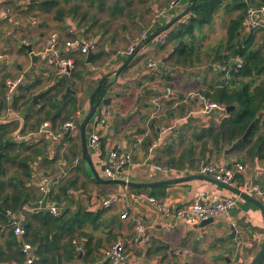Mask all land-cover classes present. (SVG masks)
Here are the masks:
<instances>
[{"label":"crops","instance_id":"0c3cea01","mask_svg":"<svg viewBox=\"0 0 264 264\" xmlns=\"http://www.w3.org/2000/svg\"><path fill=\"white\" fill-rule=\"evenodd\" d=\"M49 1L58 5L54 10L61 8L68 11L72 7H77L78 10L74 15L66 14L61 21H56L55 11L40 10V7ZM89 1L0 0V13L4 10L9 14V19L0 18V54L2 55L0 60V122L9 125L11 129L14 128L9 138L19 145L11 153L12 160L11 165H8L7 178L18 177V180L25 184L28 193V197L24 199L27 202L23 206L21 203L18 213L11 215L9 212H4L6 216H9L8 226L12 229V221L17 220L24 226L28 221L34 227H40L35 220L31 221L38 210L30 208L41 196L38 190L40 175L51 178L52 184L49 187L47 203L60 209V215L57 217H65L68 223L74 221V218L79 215L81 218V214H90L83 220L85 222L83 225L80 224L79 219L73 223L72 227L55 231L53 234L57 238L55 243L50 241L49 234L40 235V246L33 245L34 236L31 234L27 237L25 234L22 240L13 234L17 245H11L9 244L8 227L6 225L0 227V264H26V257L22 252V241L32 244L29 254L38 264H110L104 258L105 252L117 240L127 242L128 262L126 264H166L172 260L177 261V258H173L174 250L189 248V244L192 243L196 244L192 248L194 253L201 249L202 254L207 246H210L209 252L217 253V256L214 259H208L206 264H228L221 257L229 258L233 264H249L259 251L263 239L262 214L254 205L240 200L235 208L216 217L212 223L203 227L198 226L199 223L193 227H187L175 222L172 218L163 217L140 197V194L148 196L151 189L157 186L145 189L127 188L98 182V180H110L106 177L103 168L107 166L108 154L113 149L130 155L129 164L116 179L133 183H153L200 174V166L206 164L209 156L201 160L198 169H195L197 160L193 161V154H195L194 158L197 154L199 155L198 143L194 146L192 160H185L186 163L181 170L177 169V160L186 150L191 152L188 148L195 130L199 131L200 128L207 127L211 123L219 124L227 114L213 112L205 117L199 114L202 108L200 99H186L187 92L191 91V88L194 86H197V89L202 88L205 82L213 81V77L206 79L203 76L204 68L200 67L196 70L197 83L191 85L189 74L192 72H184L179 67L169 70L173 62L170 58L172 47L169 44L162 49L154 42L148 43L138 52L128 67L116 76V71L125 61L122 58H114V52L119 48L109 47L108 42L104 46L101 45L100 38L102 39L101 35L104 34L103 29H98L92 21L82 20L80 21L82 24L77 21V17L83 13L85 15L87 10L95 11L93 7H90L95 4L91 5ZM103 1L105 3L107 0ZM188 1L179 0L175 6L169 7L159 16L158 11L167 8L170 4H166V0L145 4L138 2L139 7L136 6V8L134 7L135 0H131L130 6H125L123 0H116L114 4L116 8L125 6L122 13L121 10L116 9L114 15V17H118L119 14L121 16V49H125L141 33L146 32L149 38L169 25L174 17L186 9ZM87 14L90 17L89 12ZM219 16L220 12L216 17L219 18ZM216 24L217 19L215 18L212 25L201 29L200 32L203 33H199L200 37L206 40L208 36H211ZM174 25L175 23L164 32L168 34ZM71 29L73 33H70ZM92 29H98L101 37L93 40H97L96 42L102 47L98 45V50L94 52L91 62L87 63V54L67 51L64 48V41L69 35L73 38L82 37L79 32ZM54 32L59 36L60 50L63 54H72L78 62L75 69L76 73L80 74L73 79V85H70L71 94L77 100L76 110L71 117L76 111L80 113L78 129L74 134H63L64 121L55 122L50 131L55 135L63 134L58 138L49 137L41 131V125L38 130L30 129L29 125L34 122V117L32 112H28L29 107L16 113L13 107L14 102H11L12 97L14 101L17 99L19 89H28L27 85L32 84L31 87H34L36 91L39 90L38 93L42 96L44 91L55 84L57 77L54 68L47 65L45 56L41 54L45 40ZM23 42L26 45H32V54L35 58L26 52ZM154 55L161 56L159 61L161 70L155 72L146 67V61ZM82 60L85 62V67L80 64ZM109 60H113L112 67L100 70V72L91 69L101 67ZM101 61L104 62L101 64ZM104 75L110 77L111 86L103 99L110 98L111 104L103 106L99 102L94 116H99L104 123H97L92 117L86 127V139L88 140V137L96 132L100 135L101 146V153L97 154L87 144L90 159L88 163L82 156L80 125L91 107L90 100L92 98L93 101L94 92L100 88V81ZM165 75L172 77L171 82L166 80ZM18 76L23 77L22 84L11 99L6 100L7 90L2 82ZM180 79L185 80L183 85H178ZM176 85L179 87L175 88ZM167 89L171 95L158 103L155 102V98L163 95ZM35 105L39 106V104ZM27 117L30 118L28 122ZM151 122L153 123L150 128ZM188 129L194 131L190 133ZM158 138L160 139L159 146L150 153V144ZM146 139L149 142L145 141ZM227 158L228 160L224 158L222 152L221 158L216 163L239 164L245 167L244 172L236 175L232 187L242 190L247 188L250 182L261 185L264 183V177H255V173L264 170V158L251 159L246 148L231 152ZM211 160L213 162V157ZM191 162L193 163L190 164ZM151 166H158L162 170L151 171ZM94 173L98 175L97 181L94 179ZM165 186L163 199L174 207L202 200L219 201L233 195L204 180ZM62 189H65L63 194H61ZM57 194H59L58 198ZM111 194H118L121 197L119 203L109 209L101 208L100 202ZM255 198L264 204V196ZM124 213L127 217L121 219L120 215ZM137 224L145 226L149 238L147 242L140 236L138 241H132L137 236L135 230ZM231 228L236 231L237 237L222 241L221 239L231 233ZM87 239L90 240V244L85 253ZM36 257L38 260H35ZM178 259L183 264H195L194 257L190 261L182 257ZM261 264H264V258Z\"/></svg>","mask_w":264,"mask_h":264},{"label":"trees","instance_id":"16d2710c","mask_svg":"<svg viewBox=\"0 0 264 264\" xmlns=\"http://www.w3.org/2000/svg\"><path fill=\"white\" fill-rule=\"evenodd\" d=\"M125 6L131 5V0H123ZM174 0H166V4L172 3ZM90 4H95L99 11L103 10V2L90 0ZM140 4L158 2V0H138ZM98 4V5H97ZM264 5V0H195L192 4L186 18L176 22L174 28L167 34L166 43L160 48L164 49L166 44H170L172 52L170 58L173 59L172 66L174 68H200L195 67L200 62V57L204 55L207 58V72L212 73L213 81L203 84L197 93L205 97L211 102L218 103L225 108L233 106L234 110L224 116L219 124L211 123L207 127L195 130L194 135L189 143V152L185 151L178 160L177 169L181 170L185 165V160H192V152L195 149L196 143L199 144V160L209 159L206 161H218L221 158L225 148L230 147L235 141L241 138L246 130L253 125L251 133L244 143L235 150L247 149V154L251 159L260 160L264 158V37L260 43L255 40L256 33L262 32L264 28L252 31L245 28V20L249 7H258ZM58 6L54 2H48L41 6L43 12L55 11L54 19L61 21L65 15H74L78 8L72 7L65 11L61 8L55 9ZM124 6V7H125ZM123 6L116 9L122 10ZM230 16L225 28V37L222 43L216 46L203 49L197 43V33L204 26L213 24L215 16L218 12ZM116 14L113 13V16ZM80 29V28H79ZM69 38L73 36L69 35ZM98 45V42H97ZM63 54V51H61ZM64 55V54H63ZM72 57V54H66ZM236 59L241 60L242 65L235 68ZM76 65L78 62L73 58ZM85 67L84 60L80 63ZM228 72V74H227ZM80 74L76 73V69L70 74L69 78L71 85L73 79ZM109 76H103L100 81V88L94 92L93 103H99L107 94L111 86ZM263 78V79H262ZM170 81L171 79L166 78ZM5 82V81H4ZM3 87L5 84L2 82ZM67 83L64 78H56L55 84L42 93L45 104L42 106L35 105L32 101L29 102V111L32 112L34 122L30 123L29 128L38 130L43 122L49 123V129L55 122H65L76 110L77 100L71 93L65 94ZM14 101L12 97L11 102ZM10 102V103H11ZM260 114V117L258 115ZM27 117V122H28ZM151 122V126L152 127ZM9 125L0 122V227L7 226L9 229L8 238L9 244L17 245V241L13 236L12 229L9 228V216L4 212H9L11 215L18 213L22 201L28 197L25 184L18 180V177L7 178L8 165H11V153L19 146L9 138L11 131ZM145 141H148L146 139ZM234 150V151H235ZM191 162L190 164H192ZM208 164V163H207ZM231 166V164H229ZM260 191L264 194V183L257 184ZM166 186H157L151 189L149 197L163 199L165 197ZM65 189L61 190L63 194ZM59 197V194L56 196ZM55 197V198H56ZM87 215L81 214L74 218V221L66 222L65 217H54L50 213L35 212L31 221L35 220L40 227H34L28 222L24 228L26 237L31 234L34 236L33 245L40 246L39 238L42 234H49L52 243L57 242L54 234L55 231L72 227L73 223L80 219V224ZM48 240V241H49ZM29 243V242H28ZM31 246L32 244L29 243ZM90 240L85 243V253L88 250ZM77 255V254H76ZM38 260V257H36ZM264 258V257H263ZM219 259V257H218ZM43 260V259H42ZM262 262V261H261ZM261 262L259 264H261ZM42 263V262H41ZM33 264H38L33 261ZM53 264V263H52Z\"/></svg>","mask_w":264,"mask_h":264},{"label":"built area","instance_id":"2783aa9c","mask_svg":"<svg viewBox=\"0 0 264 264\" xmlns=\"http://www.w3.org/2000/svg\"><path fill=\"white\" fill-rule=\"evenodd\" d=\"M173 2L169 4L167 8H163L159 10V16L167 11L170 7H173ZM1 19H9V14L7 11L2 10L0 13ZM245 28L247 30L257 31L264 28V5L258 7H249L247 10V17L245 20ZM74 30V29H73ZM70 33H73L72 29ZM167 34L165 32L159 34L154 37L150 42H154L157 44H162L165 42ZM146 39H148V34L146 32L141 33L138 37L133 39L125 49H117L114 52L115 59H127L131 56L136 48L142 44ZM23 44L26 45L25 42ZM97 42L92 39H84L82 37L71 38V40L64 41V48L69 52H78L83 55L88 54L89 52H96L97 50ZM46 58L47 65L51 68H54L55 74L57 78H64L65 76H70V74L75 69V63L73 58L68 57V55H63L60 50V40L57 33H51L47 39L45 40L43 51L41 52ZM113 58V60H114ZM2 59V55L0 54V60ZM113 60H109L105 62L101 67H92L91 69L94 71L100 72V70H106L113 66ZM242 65L241 60L236 59L235 68H239ZM146 67L150 71H159L161 70L160 64L152 62L151 60L146 61ZM113 74V73H112ZM228 74V72H227ZM23 82V77L18 76L15 78H8L5 80L4 84L7 90L6 100H10L11 97L15 94L19 86ZM171 95V92L167 89L166 93L163 95H158L155 98V102L161 101L163 98ZM199 94L186 95V99H200L202 103V108L199 111V114L208 117L213 112L222 113L225 115V107L211 102L203 97H199ZM80 113L76 111V113L70 117L67 121H65L62 125V133L74 134L76 133L78 126V118ZM94 121L97 123H104L103 119H100L99 116H93ZM41 131L47 134L49 137H61L63 134H53L49 129V123L43 122L41 124ZM87 144L89 148L97 153H101L100 146V135L96 132H93L87 140ZM160 144V139L158 138L153 143L150 144L149 152L152 153L154 149H156ZM130 155L128 153H121L117 149H113L108 154V164L104 167V173L108 179H116L122 172V170L129 164ZM162 170V168L158 166H151V171ZM245 167L243 165H228L222 163H206L200 166V174L208 175L215 179L216 181L228 185L233 186L234 179L237 174L244 172ZM258 176L264 177V170L255 173V177ZM51 178L46 175H40L38 181V190L40 192V198L37 201V204L41 208L47 209L48 213L57 217L60 215V209L52 204H48L47 196L49 187L51 186ZM241 191L248 193L254 197L262 198L264 194L260 191L257 183L250 182L247 188H243ZM141 198L145 199L153 208H155L163 217L172 218L177 223H182L187 227H193L198 223L207 220L209 218L215 219L216 217L227 213L228 211L235 208V206L240 201L239 197L232 195L230 197L224 198L219 201L214 202H206L204 200L195 202L189 205H183L179 207L172 206L165 199H156L153 197L146 196L144 194H140ZM121 197L118 194H111L100 202V206L103 209H109L112 206L119 203ZM127 214L124 213L120 215L121 219H125ZM12 232L19 239H23L26 234V230L24 225L17 220L12 221L11 223ZM136 233L137 236L132 239V241H138L139 236L144 239L145 242L148 241V234L146 233L145 226L141 224L136 225ZM22 252L26 257V264H32L33 257L30 256V252L32 247L29 243L22 241ZM126 246L127 242L122 240H117L111 247L105 252V260L110 264H126L128 262L127 254H126ZM174 254V255H173ZM173 258L176 259L170 261L166 264H183V262H179L178 258H184L187 261H190L193 258L192 252L187 248H177L173 252Z\"/></svg>","mask_w":264,"mask_h":264},{"label":"rangeland","instance_id":"374dc122","mask_svg":"<svg viewBox=\"0 0 264 264\" xmlns=\"http://www.w3.org/2000/svg\"><path fill=\"white\" fill-rule=\"evenodd\" d=\"M96 2H103V10L102 11H99L97 9V6H90V7H93L95 9V11H92L91 9L87 10V12L84 13L77 17V21L80 22L82 20H90L94 23V26L96 25V27L99 29V28H102L104 34L101 35L102 36V39L100 38V34H99V31L98 29L94 30H87V31H84V32H79L80 35L82 36V38L84 39H99L100 38V43L101 45H106L107 42H108V45L109 47L111 48H119L121 49V41H120V33H121V16L119 14L118 17H114L113 16V13H114V4H115V1L116 0H107L105 3L103 0H95ZM93 5V4H91ZM98 5V4H97ZM139 7L138 5V0H135V5L134 7L136 8ZM262 6V5H261ZM89 12L90 14V17L89 15L87 14ZM218 14V13H217ZM217 16V15H216ZM215 16V18L217 19V26L216 28L214 29V32L211 34V36H208L207 39L205 40L202 39L200 37V35L203 33V32H198L197 34V43L196 44H199L203 47V49H208L209 47H212V46H216L218 43H222L223 42V39L225 37V28H226V25L228 23V21L230 20V16L224 14L223 12L220 11V16L219 18H217ZM87 18V19H86ZM215 21V19H214ZM81 23V22H80ZM214 23V22H213ZM82 24V23H81ZM98 24V25H97ZM91 31V32H90ZM90 32V33H89ZM56 33V32H54ZM199 33H201L199 35ZM210 35V34H209ZM264 37V34L262 32H257L256 33V37H255V40L257 41V43H260L262 41V38ZM66 40H69V37L66 38ZM71 40V39H70ZM97 41V40H96ZM167 41L165 40L164 43L162 44H157L156 46H162L163 44H165ZM169 44V43H168ZM166 44V46L168 45ZM99 47H102L100 46V44L98 43ZM97 45V46H98ZM170 45V44H169ZM165 46V47H166ZM97 50H98V47H97ZM160 58L161 56L159 55H154V57L150 58L149 60H151L152 62H155L157 64H160ZM172 59V58H171ZM105 61V60H104ZM104 61H101L100 63L102 64ZM161 65V64H160ZM202 67L204 68V72H203V76L208 79L210 77H213L212 73L210 72H207V68H211V66H208V61H207V58L202 55L200 57V62L198 65H196L195 67ZM180 70H183L184 72L188 71V72H192L191 74H189V81H192L191 82V85H194V83H197L196 81V68L191 69V68H184V67H179ZM169 70L170 69H175L174 66H169L168 68ZM198 69V68H197ZM169 73V71L167 72ZM166 73V74H167ZM170 75V74H169ZM52 76V75H51ZM167 76L169 79L172 80V77H169L168 75H165ZM166 77V78H167ZM175 77H173L174 79ZM263 79V78H262ZM185 80H178V85H183ZM171 82V81H170ZM162 84V83H161ZM170 84V83H169ZM32 85V84H31ZM31 85H27L28 86V89H19V92H18V95H16V98H18L17 102L15 103V105L13 106L14 107V110L15 112H20L26 108L29 107L30 103L29 102H34V99L35 102L34 104H39V106H42L45 104V100L43 98V96H41V94L38 93L39 90H34V87L32 88ZM179 86L176 85L175 88H177ZM23 90V91H22ZM41 91L43 89H40ZM191 91H188L187 92V95L188 94H192V95H196V94H199V92L197 93L198 89H197V86H194V88H191L190 89ZM197 90V91H196ZM26 91V92H25ZM195 92V93H194ZM166 93V91H165ZM164 93V94H165ZM39 94V95H38ZM200 95V94H199ZM37 96V97H36ZM201 97H203L202 95H200ZM199 96V97H200ZM205 98V97H203ZM206 99V98H205ZM208 100V99H207ZM189 130V129H188ZM190 131V130H189ZM194 131V130H191L190 133ZM187 146V144H186ZM198 150V149H197ZM198 152V151H196ZM194 155L193 154V161L197 160V165H195V169L199 167V162H201V160H199L200 158V155H196L195 158H194ZM211 162V161H210ZM211 163H216L215 161L211 162ZM120 219V218H119ZM121 220V219H120ZM113 242V241H112ZM111 244V243H110ZM193 246H196V244L192 243V244H189V249L191 252H192V248ZM201 247H205V246H201ZM210 247V246H209ZM209 247L207 246V248L205 247V250H203V253L201 254L200 251L201 249H198L196 253L192 252L193 254V257L195 259V264H206L208 262V259H214L215 256H217V253H213V252H209ZM211 249V248H210ZM205 254V255H204ZM203 259V261H202ZM210 261V260H209Z\"/></svg>","mask_w":264,"mask_h":264},{"label":"water","instance_id":"95a60500","mask_svg":"<svg viewBox=\"0 0 264 264\" xmlns=\"http://www.w3.org/2000/svg\"><path fill=\"white\" fill-rule=\"evenodd\" d=\"M194 1L195 0H189L186 9L180 15L174 17L172 19V21L169 23V25L165 26L163 29H161L156 34H154L151 37H149L148 39H146L142 44H140L136 48L134 53L131 56H129L127 59H125L123 65L116 71L115 75L118 76L125 68H127L128 65L131 63V61L136 57L138 52L140 50H142L145 45L150 43V41L153 40L154 37L163 33L170 26H172L174 23H176L178 20H180L181 18L186 16L189 13L190 8H191L192 4L194 3ZM178 2H179V0H174L173 5H176ZM23 48L26 50V52L28 54L31 55L32 58H35L32 54V45H24ZM93 56H94V53L89 52L87 54V57H86V62L90 63ZM64 79L67 82L66 93H72V91L70 90L71 83L69 80V76H65ZM35 100L36 99H34V102H35ZM90 103H91V107H90L88 113L86 114L85 118L83 119V121L81 122V125H80V132H81V137H82V147H83V155L82 156H83L84 160L88 161V163H90V159H89V152H88L89 148L87 146V139H86V127H87L88 123L92 120V117L95 115L97 108L99 106V103H96V104L93 103L92 98L90 100ZM101 103H102L101 105H103V106H109L111 104V99L110 98L103 99L101 101ZM233 110H234L233 106L227 107L225 109V114H229ZM258 117H260V114L258 115ZM252 128H253V125H250V127L246 130V132L244 133V135L241 138H239L230 147H228L227 149H225L223 151V156L226 160H228L227 157L231 152H233L236 148H238L242 143L247 141V139L251 133ZM93 175H94V179L97 181L98 175L95 173ZM193 180H204V181L210 182L212 184H215L216 186L223 188V189L229 191L230 193H232L233 195L239 197L240 200H243L245 202H248V203L254 205L255 207H257L261 211L262 218H263V239H262V243H261V247H260L259 251L256 253V255L253 257L252 261L249 263V264H259L263 260V257H264V204L261 201H259L258 199H256L255 197H253L252 195L245 193V192H243V191H241L235 187L224 185V184L216 181L212 177H210L208 175H203V174H194V175H189V176L182 177L179 179L164 180V181L153 182V183H133V182H128V181L122 180V179H114V180L110 179V180H105V181H99L98 180V182H102V183H106V184L120 185V186L127 187V188L145 189V188H152L154 186H165V185L177 184V183L193 181ZM26 202L27 201L24 200L22 202L21 206H23V204ZM30 208L38 210L39 212L48 213L47 209L39 207V205L37 203L30 206ZM213 221H214L213 218H209L207 220L200 222L198 226L203 227V226H206V225L212 223ZM236 237H237L236 231L233 228H231V233L229 235H226L221 240L223 241L224 239H235ZM221 259H223L228 264H233L231 262V260L227 257H221Z\"/></svg>","mask_w":264,"mask_h":264}]
</instances>
